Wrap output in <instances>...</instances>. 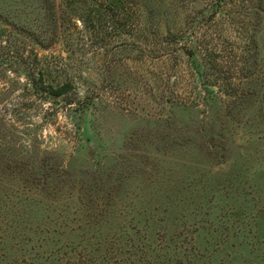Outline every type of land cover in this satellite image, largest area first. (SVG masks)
<instances>
[{
	"label": "rangeland",
	"instance_id": "rangeland-1",
	"mask_svg": "<svg viewBox=\"0 0 264 264\" xmlns=\"http://www.w3.org/2000/svg\"><path fill=\"white\" fill-rule=\"evenodd\" d=\"M214 1L0 0L75 88L2 47L0 264H264V0Z\"/></svg>",
	"mask_w": 264,
	"mask_h": 264
},
{
	"label": "trees",
	"instance_id": "trees-1",
	"mask_svg": "<svg viewBox=\"0 0 264 264\" xmlns=\"http://www.w3.org/2000/svg\"><path fill=\"white\" fill-rule=\"evenodd\" d=\"M222 2L223 0H215L214 2H212V5L217 9H220L222 6ZM111 6H114L116 8H120L122 6H124L123 4V0H111L110 2ZM211 5V6H212ZM0 21H2V19H0ZM208 21V20H207ZM2 22H6V21H2ZM19 30L16 28V31ZM20 34H22L23 36V41L19 40L18 38H16L13 33H8L7 29L5 28H0V40L1 37L3 36H7V40L6 41H0V51L3 50V46L5 44H9V48H14V53L16 54V56L12 55V60L15 61V63L20 64L21 66H23L26 69V72L28 73V85H30L31 87L27 86L26 88L31 90V95L41 101V102H48V101H52V102H56L59 100H62L63 98L68 99L69 94L75 90L73 84L69 81L66 82H53V81H49L47 78L49 77V75H51L52 68L51 65L49 64V62H45L42 63L40 56L38 54V52L36 51V49L32 48L30 51H28V53L26 52L27 50V34L28 31L25 30L24 28L22 30H20ZM32 35V33H30ZM35 35H33V37H31L32 42L36 45V46H40L41 48H45L44 45V41L41 40L40 37H34ZM175 39V38H174ZM166 53H162V54H166L165 56L161 55V58H174L175 60H177L178 58V53L180 51H183V56L187 57L188 59L192 60L194 57V53L190 50V48L185 44V45H175V47L173 49H165ZM9 55L10 52L7 54V56H3L0 55V66L3 62L5 61H10L9 60ZM191 68L192 70H196L195 74L198 78H203V73L200 71V69L198 67L195 68L194 63H191ZM199 69V71H197Z\"/></svg>",
	"mask_w": 264,
	"mask_h": 264
}]
</instances>
